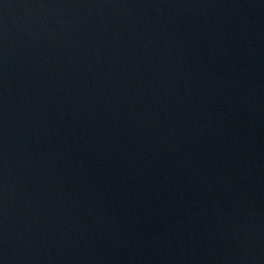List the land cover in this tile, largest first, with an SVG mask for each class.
Instances as JSON below:
<instances>
[{
  "label": "water",
  "instance_id": "1",
  "mask_svg": "<svg viewBox=\"0 0 264 264\" xmlns=\"http://www.w3.org/2000/svg\"><path fill=\"white\" fill-rule=\"evenodd\" d=\"M0 264H264V0H0Z\"/></svg>",
  "mask_w": 264,
  "mask_h": 264
}]
</instances>
